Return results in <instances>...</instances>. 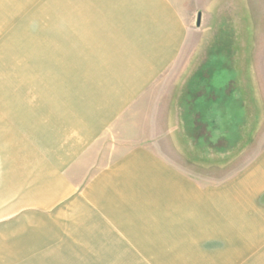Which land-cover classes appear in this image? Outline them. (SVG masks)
Returning <instances> with one entry per match:
<instances>
[{
	"label": "rangeland",
	"instance_id": "obj_1",
	"mask_svg": "<svg viewBox=\"0 0 264 264\" xmlns=\"http://www.w3.org/2000/svg\"><path fill=\"white\" fill-rule=\"evenodd\" d=\"M172 1L188 33L179 58L105 130L85 125L91 144L67 173L80 193L60 203L61 196L47 194L44 168L59 165L49 153L57 127L47 118L76 108L97 123L84 108L119 98L99 92L100 81L112 90L111 82L120 86L132 75L130 62L146 41L138 33L145 0H0V264H264V192L258 207L244 206L247 214L228 211L221 234L206 241L102 242L90 220L81 225L76 203L91 177L140 147L213 186L264 166V0ZM221 58L227 67L212 69ZM207 84L214 95L221 86L242 92L246 114L237 131L229 115L221 132L199 125L197 137H211L215 146L183 148L195 151L192 165L163 146L165 112L172 102L181 107L193 85Z\"/></svg>",
	"mask_w": 264,
	"mask_h": 264
},
{
	"label": "crops",
	"instance_id": "obj_2",
	"mask_svg": "<svg viewBox=\"0 0 264 264\" xmlns=\"http://www.w3.org/2000/svg\"><path fill=\"white\" fill-rule=\"evenodd\" d=\"M145 4L141 6L142 10H138V33L143 38L146 36V41L141 42L139 59L130 62L129 74L132 75L120 86L115 80L111 82L112 90L109 82L100 81L99 92L114 91L119 98L107 101L103 107L98 104L95 111L84 108L88 109L86 115H94L97 123L92 118L85 121V114L81 109L77 112L76 108L75 112L71 109L62 112L58 120L47 118L48 124L57 127L50 132L55 140L49 153L59 164L58 167L44 168L47 171V194L61 196L60 203L66 196L80 193L67 180V173L71 164L82 162L91 144L94 133L85 132V125L95 124L105 130L115 115L157 82L185 47L187 29L173 1L145 0ZM212 62L211 68L217 65L226 68L229 63L226 58ZM195 85L198 87L199 83ZM204 86L197 90L193 85L192 91L183 98V110L172 102L165 112L167 123L163 130L166 143L163 146L171 147L173 156L182 157L181 160L192 165L195 151L183 148L215 146L213 138L197 137L201 131L199 125L207 126L210 134L212 131L221 132L223 119L227 121L229 115L235 123L233 130L237 131L246 114L242 92L226 93L225 87L221 86L223 91H216L214 95L211 84ZM181 132L186 136L184 141ZM89 170L95 169L91 167ZM94 175L82 192L83 202L76 204H81L77 208L82 211V220L85 221L81 225L89 226L87 221L90 220L93 232L101 237L98 241L102 242L147 244L170 239L174 244H180L206 241L212 235L221 234L220 221L228 211L240 210L247 214L244 206L253 202L251 208L258 207L254 203L264 192L263 165L234 177L229 183L213 186L197 182L195 176L145 147L126 153ZM256 214L260 212L256 211ZM160 236L168 238L156 240Z\"/></svg>",
	"mask_w": 264,
	"mask_h": 264
},
{
	"label": "trees",
	"instance_id": "obj_3",
	"mask_svg": "<svg viewBox=\"0 0 264 264\" xmlns=\"http://www.w3.org/2000/svg\"><path fill=\"white\" fill-rule=\"evenodd\" d=\"M214 60H215V59H214ZM216 68H218V71H219V70H221L223 67H220L219 65H217V67H216ZM213 84H214V83H213ZM214 85H215V84H214ZM216 91L219 93V91H223V90H222V88H221V87H220V88H219V87H217ZM218 96H219V94H218Z\"/></svg>",
	"mask_w": 264,
	"mask_h": 264
},
{
	"label": "water",
	"instance_id": "obj_4",
	"mask_svg": "<svg viewBox=\"0 0 264 264\" xmlns=\"http://www.w3.org/2000/svg\"><path fill=\"white\" fill-rule=\"evenodd\" d=\"M200 25H201V13L198 14L197 27H200Z\"/></svg>",
	"mask_w": 264,
	"mask_h": 264
}]
</instances>
